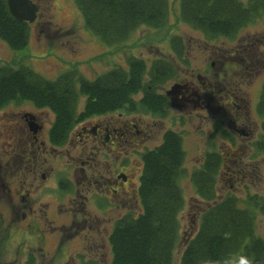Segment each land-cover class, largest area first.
Segmentation results:
<instances>
[{
	"label": "rangeland",
	"instance_id": "1",
	"mask_svg": "<svg viewBox=\"0 0 264 264\" xmlns=\"http://www.w3.org/2000/svg\"><path fill=\"white\" fill-rule=\"evenodd\" d=\"M39 8L37 19L29 23L30 35L28 46L23 50H12L0 40V63L10 65L24 64L46 79L54 80L64 72H75L76 75L92 80L101 73L112 68H127L129 58H141L147 67L155 58L167 59L176 69L175 78L156 87L158 95H164L188 83L201 92L204 99L209 96L208 106L201 104L196 108L176 110L165 105V117L145 108L134 110L136 118L142 119L149 127V137L143 141L142 147L128 152V161L135 170L134 195L125 197L127 203L118 206L115 198L100 196L99 188H88L78 185L81 180H73V195H49L46 187L55 185L53 174L67 173L68 167H81V159L92 157V165L99 175L108 179L115 170L116 153L110 152L107 146L100 143L96 147L87 146L75 138L78 128L70 131L62 148L49 149L41 146L43 155L37 160L38 178L40 166L50 176L46 181L33 182L32 174L24 170V180L29 189L33 209L21 210L19 198L16 197V174L10 176L8 164H12L11 145L6 144L9 134H15L14 125L10 121L22 120L20 114L31 113L43 119L44 131L38 134V140L48 141L47 130L52 125L54 115L47 109H38L30 101L19 104L10 103L0 110V226L4 224H88V228L78 230L62 244V251L57 246L48 245L44 249L21 246L17 253L23 264L28 254L35 255V264H110L111 250L108 241L115 220L128 211L137 214L141 211L137 188L142 171V157L146 151L158 146L166 131L182 134L185 150V175L180 180L184 196V206L179 213L180 232L173 253V264H178L185 237L192 236L198 227L200 215L206 208L199 199L191 183L190 175L200 168L205 153L215 150L222 156V165L217 177L216 190L219 197L233 195L239 204L245 205L249 196H256L259 207L254 210L256 235L264 237V150L259 149L256 142L260 140V121L255 113L261 86L264 83V14L240 30L234 39L206 40L204 36L178 19V0H170V16L168 24L162 29L139 27L131 33L126 41L116 46L103 44L88 31L76 8L74 0H34ZM180 36L185 43L182 63L171 50V37ZM75 75V76H76ZM147 81V77L145 78ZM201 88V89H200ZM194 89V88H193ZM190 88V91H193ZM166 97V96H165ZM140 94L135 95L138 100ZM211 100V101H210ZM84 96L79 99L77 112L83 109ZM153 112L155 114H153ZM118 112H115L117 115ZM124 114V111H122ZM124 115H122V118ZM131 118V117H129ZM145 132V131H144ZM146 133V132H145ZM25 134L27 153L34 152L37 143L30 141ZM12 140V139H11ZM50 140V139H49ZM55 146V147H61ZM29 148V149H28ZM52 152V153H51ZM15 154L17 152H14ZM51 153V155H50ZM28 155H26L27 159ZM30 157V155H29ZM35 157V154H34ZM34 159V158H32ZM16 161V158H14ZM26 161L24 160V163ZM41 162V165H40ZM123 159L120 163H125ZM33 163V162H32ZM18 164V163H17ZM128 165V164H125ZM16 166V164H12ZM20 166V164H19ZM16 168V167H15ZM16 171V170H15ZM42 171V172H43ZM87 176L92 179L93 173L85 167ZM123 171L128 172L126 167ZM99 174V175H98ZM75 175V174H74ZM72 176V175H71ZM81 174L77 173V177ZM9 189H1V183ZM67 179V178H66ZM72 179H74L72 177ZM70 180V179H69ZM64 185V184H62ZM101 189V188H100ZM4 190V191H3ZM57 197L58 200H55ZM15 201V203L12 201ZM12 204L14 207H12ZM11 241V239H10ZM54 247V248H53ZM18 250V249H17ZM11 259L12 250H6ZM63 253V254H62ZM23 255V256H22ZM98 260V261H97ZM6 261V260H5Z\"/></svg>",
	"mask_w": 264,
	"mask_h": 264
},
{
	"label": "trees",
	"instance_id": "2",
	"mask_svg": "<svg viewBox=\"0 0 264 264\" xmlns=\"http://www.w3.org/2000/svg\"><path fill=\"white\" fill-rule=\"evenodd\" d=\"M74 3L85 28L108 46L122 44L139 27L162 29L170 16V0ZM263 14L264 0H178L179 21L200 32L206 40L234 39ZM29 35V24L17 21L9 12L7 0H0V40L18 51L28 46ZM170 43L173 55L186 63L182 38L173 35ZM176 74L175 67L164 58L153 59L149 67L141 58H129L126 69L114 67L92 80L72 70L49 80L22 63H0V110L22 101H30L38 109H49L54 119L48 135L54 146H61L73 127L90 116L145 108L165 117L167 98L155 89ZM137 94L140 98L135 100ZM82 96L83 109L77 112ZM255 113L261 128L256 145L264 150V83ZM182 141V134L169 130L158 146L143 154L137 188L142 208L137 214L128 211L115 220L108 237L110 264H173L180 235L178 217L184 206L180 185L186 172ZM203 158L190 179L206 208L195 233L185 237L178 264H264V237L255 233L254 210H263L257 208L258 198L249 196L241 205L233 195L219 197L216 185L222 156L212 150Z\"/></svg>",
	"mask_w": 264,
	"mask_h": 264
},
{
	"label": "flooded vegetation",
	"instance_id": "3",
	"mask_svg": "<svg viewBox=\"0 0 264 264\" xmlns=\"http://www.w3.org/2000/svg\"><path fill=\"white\" fill-rule=\"evenodd\" d=\"M190 88H194L193 91H190ZM200 92L201 91L198 88H195V86L192 87L188 85V83H185L183 84V87L176 88V93L173 95L169 96L165 94V96L171 107H175L176 110L182 112L183 110H187L189 108L193 110V108H196L201 104L208 106L209 96H207L205 99L203 98L205 96H202L201 100ZM122 111H124V114ZM115 112H118V116L115 115L114 117ZM115 112L98 116L94 115L81 120L75 126L78 128V130L75 131V138L81 143H84L86 146L89 143H92L95 147L97 143H100L102 146H107L110 152L112 151L116 153L115 164H117L118 170H115L116 172L112 173L108 179L104 180L99 174L98 178L96 179V174H94L96 169H94L92 165V162L94 163L93 158L88 157L84 160L80 158V164L82 165V168L71 165L68 167V170H66L67 173L64 171L52 175L55 180V185L46 187V191H48L49 195L56 196L59 193L62 196L64 195V198H68L69 196L73 195V180L75 182L78 180L82 181V183L78 185L77 189H79V186H83L84 188L87 187L89 191L93 187L99 188L97 193L100 196L106 197V200H109V198H115L118 201V206H124L127 203L124 201L125 197L134 195L136 192V190H134L136 185V172L134 169H132V162L128 161L129 159L127 156V150L128 152L135 151L137 149L136 146H138L137 143H139L140 147H142L143 141L149 137V127L147 129L141 118H136L134 111L129 112L126 110H119ZM122 115H124L123 118ZM20 117L22 120H19V122L16 123V121H10V124H8L9 127L10 125H14L13 131H15V134H12V132L9 134L10 140L6 141V144L11 145V151L14 155V157H11L12 164H16V168L12 166V164H8L9 170L11 172L10 176L13 177L14 174H16V179H18L19 175L21 174L17 181L18 184L16 185V197L19 198L20 203H23L20 205V208L23 210L24 214V210L27 209L31 212L34 205L36 204L35 203L33 205V201H30L31 204L29 205L24 204L31 199L29 195V189L26 187V181L23 178L25 175L24 170H27L32 174L30 178L32 177L33 182L38 183L40 180L46 181L51 173L48 174L47 170L45 172L41 170V166V175L38 178L37 160L39 159V155H43V153L39 151L40 147L45 146V150L46 147L53 150L52 148L56 149L65 146L55 147L49 140V135V143L45 142V140H38V134L42 133L45 128L43 119L41 120L40 118L36 117L35 114L31 113L20 114L19 118ZM49 130L50 127L47 130L48 133ZM26 133L31 137V142L39 143L35 148L37 149L36 152L30 150L29 153H27V147L25 146ZM67 143L68 142H66V145ZM14 152L17 153L15 154ZM26 155H28L27 159ZM14 158H16V161ZM121 159L126 162L120 163ZM24 160L26 161L25 163ZM85 167L87 170L89 169L93 173L92 179L87 176ZM124 167L128 169V172L123 171ZM18 172L19 175L17 174ZM77 173H80L81 176L77 177ZM72 177L74 179H72ZM1 189H6L8 192H10V189L5 184H3V178ZM55 200H58L57 197H55ZM12 201L15 203L13 199ZM12 207H14L13 204ZM54 226L56 227H53L52 224H4L0 226V264H23L17 256V253L22 251L21 246L35 247L34 245H38L37 248L43 250L45 246L54 245L55 247L58 245L57 247L61 252L63 250L61 248L62 244H67L69 238L73 235H76L78 230L82 228H88V224H54ZM5 248L6 250H12V254L10 253V255L14 256L11 259L4 252ZM36 261L37 257L35 255L28 254V258L25 260V263L35 264Z\"/></svg>",
	"mask_w": 264,
	"mask_h": 264
},
{
	"label": "water",
	"instance_id": "4",
	"mask_svg": "<svg viewBox=\"0 0 264 264\" xmlns=\"http://www.w3.org/2000/svg\"><path fill=\"white\" fill-rule=\"evenodd\" d=\"M7 5L11 15L18 21L33 22L36 18L38 7L31 0H7ZM176 89L167 92L173 95Z\"/></svg>",
	"mask_w": 264,
	"mask_h": 264
}]
</instances>
